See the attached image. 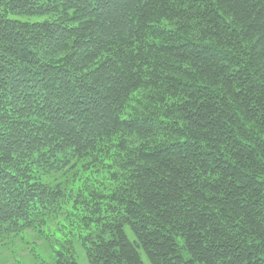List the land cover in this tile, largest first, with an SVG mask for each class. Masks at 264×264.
Wrapping results in <instances>:
<instances>
[{
    "label": "trees",
    "instance_id": "obj_1",
    "mask_svg": "<svg viewBox=\"0 0 264 264\" xmlns=\"http://www.w3.org/2000/svg\"><path fill=\"white\" fill-rule=\"evenodd\" d=\"M25 232L48 264H264V0H0V245Z\"/></svg>",
    "mask_w": 264,
    "mask_h": 264
},
{
    "label": "rangeland",
    "instance_id": "obj_2",
    "mask_svg": "<svg viewBox=\"0 0 264 264\" xmlns=\"http://www.w3.org/2000/svg\"><path fill=\"white\" fill-rule=\"evenodd\" d=\"M26 19L33 21L37 19L42 20L43 18H25V20ZM44 177L50 180L49 176ZM76 178V189L79 187L86 192H92V194L101 193L103 190L105 191L106 185L110 184V181L106 180V176L90 171L78 174ZM77 222L81 223L83 219H78ZM126 233L130 239H133V235L128 229H126ZM34 237L35 234L33 232H25L1 244L0 264H48L51 261L48 242H36ZM78 244L79 243L75 242L70 243V245H73V249L76 252L78 264H89L84 250L78 246ZM141 255L144 264H149L145 256L142 253Z\"/></svg>",
    "mask_w": 264,
    "mask_h": 264
}]
</instances>
